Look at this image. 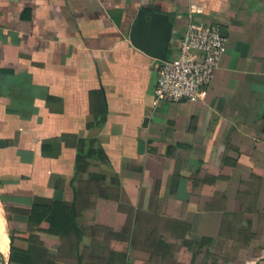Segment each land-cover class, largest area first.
Returning a JSON list of instances; mask_svg holds the SVG:
<instances>
[{"label":"crops","instance_id":"1","mask_svg":"<svg viewBox=\"0 0 264 264\" xmlns=\"http://www.w3.org/2000/svg\"><path fill=\"white\" fill-rule=\"evenodd\" d=\"M140 12L166 17L167 60L220 27L199 98L156 99ZM54 201L79 237L36 231ZM0 209L44 264H264V0H0Z\"/></svg>","mask_w":264,"mask_h":264},{"label":"built area","instance_id":"2","mask_svg":"<svg viewBox=\"0 0 264 264\" xmlns=\"http://www.w3.org/2000/svg\"><path fill=\"white\" fill-rule=\"evenodd\" d=\"M226 52V37L217 24L188 25L177 55L158 69L156 99L177 102L199 98Z\"/></svg>","mask_w":264,"mask_h":264},{"label":"trees","instance_id":"3","mask_svg":"<svg viewBox=\"0 0 264 264\" xmlns=\"http://www.w3.org/2000/svg\"><path fill=\"white\" fill-rule=\"evenodd\" d=\"M32 219L33 216H36V222L41 221L47 222L46 228H38L39 230H44L45 232L53 235L67 234L73 228L76 231V235L80 236V231L76 228V214L72 203H67L64 201H54L49 207H34L32 209ZM33 232L29 235V240L32 243L24 245L23 241L15 243L13 239V234L10 232L9 238V263L17 264H33V261L41 259L42 264L43 260L46 257V249L40 244L36 247L33 245ZM22 239V238H21ZM48 262V261H46ZM50 263V262H49Z\"/></svg>","mask_w":264,"mask_h":264},{"label":"water","instance_id":"4","mask_svg":"<svg viewBox=\"0 0 264 264\" xmlns=\"http://www.w3.org/2000/svg\"><path fill=\"white\" fill-rule=\"evenodd\" d=\"M144 27L156 28L158 30V35L153 37V43H144V40L138 37L139 31ZM168 27L169 23H166V17L164 15L153 13L151 17L146 19L144 14L140 12L131 30L130 40L136 47L143 46V50L148 54L162 61H166L165 50L169 39ZM2 264H6V262L2 261Z\"/></svg>","mask_w":264,"mask_h":264},{"label":"bare ground","instance_id":"5","mask_svg":"<svg viewBox=\"0 0 264 264\" xmlns=\"http://www.w3.org/2000/svg\"><path fill=\"white\" fill-rule=\"evenodd\" d=\"M8 243L9 240L5 231L4 220L0 209V264H2V261L6 262V258L1 250H5Z\"/></svg>","mask_w":264,"mask_h":264},{"label":"rangeland","instance_id":"6","mask_svg":"<svg viewBox=\"0 0 264 264\" xmlns=\"http://www.w3.org/2000/svg\"><path fill=\"white\" fill-rule=\"evenodd\" d=\"M5 231L7 232V229H5ZM36 231L38 232L39 231V229H36ZM33 233L32 234V236H33V245H35V247H36V245L38 244L39 245V234L38 233ZM37 245V246H38ZM2 252H3V254H4V256H5V258H6V264H17V263H9L8 262V256H9V243L6 245V248H5V250H1ZM44 260V259H43ZM43 262H41V259H35L34 261H33V264H42Z\"/></svg>","mask_w":264,"mask_h":264}]
</instances>
